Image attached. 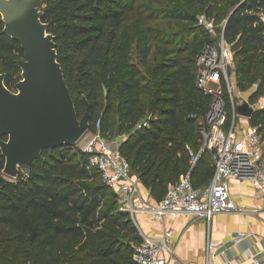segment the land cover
Masks as SVG:
<instances>
[{
	"label": "trees",
	"instance_id": "obj_1",
	"mask_svg": "<svg viewBox=\"0 0 264 264\" xmlns=\"http://www.w3.org/2000/svg\"><path fill=\"white\" fill-rule=\"evenodd\" d=\"M138 0H44L43 21L48 23V31L53 32L58 44V59L62 64L65 77L73 96L77 112L82 116V109L91 105V128L94 126L103 89L115 90L117 95L116 111L124 124L135 125L143 116L141 103L146 92V78L143 77L138 62L132 60V49L135 35L128 27H123L120 35L111 32L108 42L107 24L117 27L131 15H138ZM206 0H188L189 7ZM173 0H169V5ZM219 8L214 16L216 20H224V36L228 43H233L237 56L242 58L237 68L240 81H252L260 77L259 88L264 89V0H220ZM173 12L185 19L193 20L190 13L173 5ZM212 9L207 10V15ZM4 21L0 14V56L9 59L2 64L6 78L5 83L13 88L21 78V68L17 59L24 56L19 41L3 32ZM193 32L200 35L197 41L201 47L193 48L196 55L203 44L210 40V35L199 24ZM189 45L186 46V49ZM151 47L144 46L141 63L146 66ZM182 57L170 65L156 64L153 75L156 80L166 83L169 94L166 97L173 108L167 111L175 118L179 103L182 101V90L179 82H185L188 92L189 112L183 113L185 118V139L194 150H198L199 131L197 117L209 107L211 97L196 86L195 59ZM16 57V58H15ZM168 66L174 71L167 72ZM150 70V69H149ZM251 124L258 126L264 136V108H259L250 118ZM108 114L102 115L103 132L109 136ZM3 136H0V139ZM153 142L150 147L160 158L149 165V155L145 151V143L137 145L132 142L121 150L131 161L133 170L136 165L148 166L146 171L138 173L142 183L150 188L151 194L161 201L172 182L170 176L186 172L191 164L192 155L185 145L175 148L162 147ZM75 145L60 146L46 151L59 152L51 157L64 161L68 154L64 149ZM135 148V160L129 151ZM84 153V152H83ZM85 154V153H84ZM86 155V154H85ZM208 153L203 154L198 162H204ZM49 160L42 154L30 165L27 175L20 171L17 178L3 173L5 158L0 149V263L13 264H135L134 247L124 245L119 236H128L136 243L142 235L130 213L119 209L116 194L102 179L96 168H82L78 174L86 179L99 177V184L91 185L83 179L57 175L58 170H67L68 166L57 162L48 166ZM197 162V164H198ZM196 164V165H197ZM156 169L153 172V167ZM198 170V169H197ZM196 167L193 171L195 182ZM77 173V172H76ZM152 176H150V174ZM204 174V176H203ZM201 175L208 184L213 175V164ZM108 196L114 198L112 202ZM104 206L100 209V206ZM98 213L102 215L103 224H98ZM105 258V259H104Z\"/></svg>",
	"mask_w": 264,
	"mask_h": 264
},
{
	"label": "built area",
	"instance_id": "obj_2",
	"mask_svg": "<svg viewBox=\"0 0 264 264\" xmlns=\"http://www.w3.org/2000/svg\"><path fill=\"white\" fill-rule=\"evenodd\" d=\"M198 20L210 40L196 55V86L210 95L211 101L205 113L193 114L197 117L200 147L194 150L187 144L192 155L190 167L182 178L169 185L165 197L152 204L143 196L141 180L131 161L121 146L103 132L102 117L76 145L87 155V167L98 169L103 181L113 189L119 209L129 212L134 221L139 212L145 211L155 219H161L168 212L203 217L209 226L207 250L214 256L224 255L226 264H231L233 259L228 251L253 234L239 231L230 242L217 243L211 238L210 224L217 213L245 211L231 195V179L253 182L260 206L251 210L264 216V136L258 126L242 123V116L249 117L237 112L243 100L237 101L234 97L233 75L229 73L228 62L231 46L224 36L225 21L217 25L216 19L206 14ZM247 101L254 108L259 107ZM206 153L213 163V175L208 184L196 187L193 171ZM133 247L135 264H168L175 249L170 230L160 237L142 235V240ZM203 264H216V261L210 257ZM238 264H264V244L256 250L246 249L244 259H238Z\"/></svg>",
	"mask_w": 264,
	"mask_h": 264
},
{
	"label": "rangeland",
	"instance_id": "obj_3",
	"mask_svg": "<svg viewBox=\"0 0 264 264\" xmlns=\"http://www.w3.org/2000/svg\"><path fill=\"white\" fill-rule=\"evenodd\" d=\"M235 1L236 0H234V2ZM219 2L220 0H206L205 2L197 3L194 8H190L188 0H173L172 5H169V0H138L136 3L139 12L138 15H131L117 27L112 26L110 23L107 24L106 42H108L113 30L120 35L123 27H128L134 33L135 42L132 49V60L139 63L141 72L143 73L142 75L146 78V80L143 81V83H145L144 87L146 92L143 93L141 103L143 116L135 125L124 124L122 120L119 119L116 111L117 95L115 94V90L109 92L106 87L103 89V96L99 103L96 118L108 114L110 127L107 129V133L109 134V137L115 138L119 141L125 139V149L128 150V147L132 142H136L137 145L145 143L144 153L146 152V154L149 155V165L153 160L154 162L156 161L157 164L160 158H158L155 152L151 151L150 147L153 145V142L147 141V139L161 143L162 147L167 146L175 148L177 146L185 145L186 148L188 140L185 139L186 122L183 113L189 112L190 110L187 97L188 88L183 79H181L179 85L182 90V101L179 103L174 119L167 114V111L174 106L166 101V97L170 95L165 88L167 84H164V82L160 80H156V75H153L155 65L159 63L170 65V63H173L175 60L186 56L192 57L194 60L196 54L192 52V49H199L201 45L199 46L197 43L200 35L193 32V30L199 25V17L202 14L207 15L208 9H212V14H208L207 16L210 18L215 16L220 7ZM173 5L181 8L184 13L192 14L194 19H185L176 15L173 12ZM216 22L217 25H220L222 20H216ZM229 44L231 46V54L228 57L229 73L230 75H233V77H231L234 84L235 99L237 101L247 99L250 100L251 103H257L259 105L258 108H264V89L259 88L260 77L256 76L252 81H240V78L237 75V68L242 61V58L236 55L237 49L233 48V43ZM145 45L151 47L150 54L147 57L146 66L140 61L142 50ZM187 45H189L188 49H186ZM7 59H9L7 56H0V70L5 69L2 63ZM174 69L175 68L168 66L166 71L171 72L174 71ZM85 110L86 106L83 107L82 114ZM50 153H53V155L57 154V156L61 157L59 152L54 153L46 151L42 153V158L49 160L47 167L53 166L54 163L57 162L63 163V166H68L66 171L61 169L58 170L56 172L57 175H64L74 179H83V181H86L91 185L99 184L98 176L96 179H86L85 177L81 178L78 174V172H80L86 165V155L83 153L80 146L75 145L74 147L64 149L63 153H67L69 157L64 161L53 159ZM136 155L137 152L135 148L129 151V156L133 161L135 160ZM212 164L211 158L205 157L204 162H198L195 166L196 170H198L194 180L199 187L206 185L201 178V175ZM136 166L137 167L134 170L136 174L146 171L148 167L147 165L145 167L142 165ZM155 169L156 166L153 167V172ZM21 170L24 175H27L30 172L29 168L23 167ZM152 174L153 173H151L150 176H152ZM184 174L185 172L181 174L179 173V175L172 174L170 178L172 182H174L182 178ZM106 199H110L108 200L110 202L114 200L111 196H108ZM103 207V205L100 206V209H103ZM101 217L102 215L98 213L96 221L100 225L104 223V220ZM119 237L124 245H128L130 248H133L136 243L134 240H130L128 236L122 235ZM3 263L13 264L9 262ZM75 264L86 263L78 262Z\"/></svg>",
	"mask_w": 264,
	"mask_h": 264
},
{
	"label": "water",
	"instance_id": "obj_4",
	"mask_svg": "<svg viewBox=\"0 0 264 264\" xmlns=\"http://www.w3.org/2000/svg\"><path fill=\"white\" fill-rule=\"evenodd\" d=\"M43 7L44 0H0L3 32L24 51L17 59L21 78L13 88L0 71V149L3 173L12 178L45 149L76 145L91 126V105L78 114ZM257 109L247 100L237 106L238 114L250 118Z\"/></svg>",
	"mask_w": 264,
	"mask_h": 264
},
{
	"label": "crops",
	"instance_id": "obj_5",
	"mask_svg": "<svg viewBox=\"0 0 264 264\" xmlns=\"http://www.w3.org/2000/svg\"><path fill=\"white\" fill-rule=\"evenodd\" d=\"M241 121L247 125L250 123V117L248 119L242 116ZM111 139L119 146L125 141V139L121 141L115 138ZM141 191L150 203L159 202L142 182ZM230 191L233 199L245 208V211L215 214L210 224V235L212 240L217 243H228L232 240V236L239 231L253 234L245 238L242 243L234 244L228 251L233 259L231 264H238V259H244L246 249L256 250L264 244V216L251 210L260 206L256 188L251 180L231 179ZM135 223L141 235L160 237L166 231H171L175 249L168 264H203L210 257L215 259L216 264H226L224 255L214 256L206 248L209 226L203 217H195L188 213L168 212L161 219H155L145 211L136 215Z\"/></svg>",
	"mask_w": 264,
	"mask_h": 264
}]
</instances>
